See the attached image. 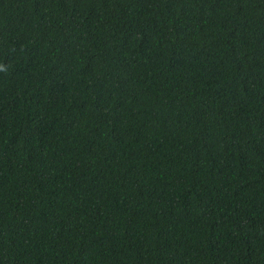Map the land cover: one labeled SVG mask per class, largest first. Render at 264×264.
Wrapping results in <instances>:
<instances>
[{
	"label": "trees",
	"instance_id": "trees-1",
	"mask_svg": "<svg viewBox=\"0 0 264 264\" xmlns=\"http://www.w3.org/2000/svg\"><path fill=\"white\" fill-rule=\"evenodd\" d=\"M0 264H264V0H0Z\"/></svg>",
	"mask_w": 264,
	"mask_h": 264
}]
</instances>
